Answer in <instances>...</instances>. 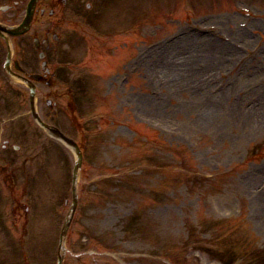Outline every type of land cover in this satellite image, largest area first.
I'll list each match as a JSON object with an SVG mask.
<instances>
[{
	"label": "rangeland",
	"instance_id": "1",
	"mask_svg": "<svg viewBox=\"0 0 264 264\" xmlns=\"http://www.w3.org/2000/svg\"><path fill=\"white\" fill-rule=\"evenodd\" d=\"M208 4L212 10L196 12L198 19L182 12L181 29L190 24L218 26L216 35L200 38L193 34L194 42L186 47L168 42L166 47L174 57L161 60L160 70L154 66L151 50L147 75L140 65L134 75H126L128 80L116 81V85L112 71L102 67L98 72L103 78L86 77L87 90L94 94L91 99L87 94L86 106L101 119L87 139L93 162L81 173V202L69 231L64 264H229L245 227L253 230L258 249L264 251V198L259 188L264 183V0H206ZM136 12L122 11L125 20L118 24H129L131 16L153 20L152 12ZM141 25L143 21L135 25L132 35L134 56L145 49ZM178 28L167 25L150 41L172 31L171 35L176 34ZM132 56L127 55L128 62ZM220 80L228 87L215 91ZM199 81L204 88L200 84L198 89ZM5 83L16 85L18 80L7 78ZM39 88L41 106L47 89L45 85ZM129 94L142 96L144 103L128 102ZM33 136L24 135L21 140L36 152L50 148L47 156H54L46 170L52 171L46 172L47 179L37 182L36 188L19 187L20 162L33 152H12L20 160L16 166L10 156L0 159L8 165L7 178L13 180L12 187L3 184L0 188V202L6 198L5 208L12 210L11 190L21 201L15 231L0 239V264H56L61 222L69 208L64 203L71 198V180L65 186L67 164L59 165L61 171L56 165L59 156L63 161L70 158L71 179L74 157L71 153L63 156L61 148L51 143L47 147ZM26 173L36 175L27 169ZM118 177L131 188L121 192ZM22 179L29 181L30 176L24 174ZM50 204L55 210H46ZM235 217L240 228L226 229V241L219 238L226 223L220 224L219 219H228L231 229ZM48 228L54 235H46V240L41 235ZM252 257L249 252L236 264H252Z\"/></svg>",
	"mask_w": 264,
	"mask_h": 264
},
{
	"label": "bare ground",
	"instance_id": "2",
	"mask_svg": "<svg viewBox=\"0 0 264 264\" xmlns=\"http://www.w3.org/2000/svg\"><path fill=\"white\" fill-rule=\"evenodd\" d=\"M262 196H264V191H263V193H262Z\"/></svg>",
	"mask_w": 264,
	"mask_h": 264
}]
</instances>
